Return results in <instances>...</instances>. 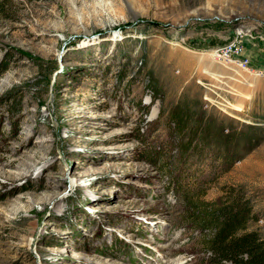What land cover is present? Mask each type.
Listing matches in <instances>:
<instances>
[{"label":"rangeland","instance_id":"1","mask_svg":"<svg viewBox=\"0 0 264 264\" xmlns=\"http://www.w3.org/2000/svg\"><path fill=\"white\" fill-rule=\"evenodd\" d=\"M236 33L264 67V0H0V264H210L153 149L198 199L240 188L264 240V78L210 56Z\"/></svg>","mask_w":264,"mask_h":264},{"label":"trees","instance_id":"2","mask_svg":"<svg viewBox=\"0 0 264 264\" xmlns=\"http://www.w3.org/2000/svg\"><path fill=\"white\" fill-rule=\"evenodd\" d=\"M182 109L186 110L187 108ZM189 115L191 116V114ZM215 126L212 121L211 129ZM181 130L183 134L180 143L185 147L179 148V163H184L187 157L185 153L191 147L189 139L193 138V128L190 126L189 129ZM256 136L251 129L245 133L240 130L230 135H224L221 132L215 134V136H211V147L214 148L211 157L215 161H219L218 163L230 167L247 151L244 148V154L241 155L239 152L237 153V149L239 150L237 146L240 143H246L245 139L257 140ZM198 140L200 141L201 138L199 137ZM195 144L197 145V143ZM194 148L196 147L192 146L191 150ZM160 153L153 149L148 153L149 158H147L148 160L152 159L153 163L156 161L158 164L162 163L161 169L167 170L172 181L177 180L176 188L182 192L184 204L186 207L188 206L186 214L191 217L192 223L200 231H208L201 239V246L211 255L210 264H264V240L255 231L249 230V224L254 220L255 213L244 192L240 188L227 187L219 200L207 202L198 199L201 197L198 196L199 192L191 195L188 191H184L185 188L178 182L179 176L175 175V170H177L175 162L162 160ZM189 195L191 196L189 197Z\"/></svg>","mask_w":264,"mask_h":264},{"label":"built area","instance_id":"3","mask_svg":"<svg viewBox=\"0 0 264 264\" xmlns=\"http://www.w3.org/2000/svg\"><path fill=\"white\" fill-rule=\"evenodd\" d=\"M240 36L241 34L239 35L236 33L223 44L212 48L210 51L211 56L217 60L216 63L218 64L222 61L226 62L230 70L240 71L258 78H264V67H253L250 56L246 54L245 43L239 39ZM203 73L209 74L208 72ZM211 77H213V75H211ZM199 83L204 86L201 80ZM204 99L210 102L209 98L204 97ZM211 103H213L212 99Z\"/></svg>","mask_w":264,"mask_h":264},{"label":"bare ground","instance_id":"4","mask_svg":"<svg viewBox=\"0 0 264 264\" xmlns=\"http://www.w3.org/2000/svg\"><path fill=\"white\" fill-rule=\"evenodd\" d=\"M210 56H211V52H210ZM211 58H212V60L213 61H217L216 59H214L212 56H211ZM220 64H222L223 65V67H225L226 69H229L230 70V68L228 67V64L226 63V62H224V61H222ZM251 74H253V73H251ZM215 75V74H214ZM217 76V75H216ZM219 76V75H218ZM220 77V76H219ZM258 80H259V78H257Z\"/></svg>","mask_w":264,"mask_h":264}]
</instances>
